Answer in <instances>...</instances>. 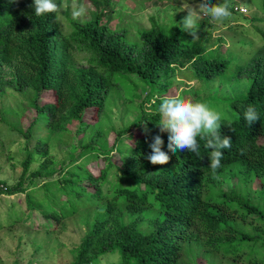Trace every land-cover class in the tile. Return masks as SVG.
<instances>
[{"label": "trees", "instance_id": "obj_1", "mask_svg": "<svg viewBox=\"0 0 264 264\" xmlns=\"http://www.w3.org/2000/svg\"><path fill=\"white\" fill-rule=\"evenodd\" d=\"M84 1L90 17L69 19L65 31L54 14L36 16L34 0H0V95H22L17 117L35 116L26 129L13 127L24 155L18 179L0 180L1 196L24 195L19 211L9 206L8 227L48 234L80 215L85 232L70 264H264V31L254 27L262 43L246 60L235 44L253 42L239 38L221 52V37L208 49L203 24L194 40L151 18L129 42L102 21L114 0ZM261 7L264 14V0ZM233 54L241 64L228 72ZM183 70V79L199 83L203 103L227 111L220 132L232 144L216 173L199 137V157L169 153L165 165L145 158L156 135L168 151L157 109ZM124 75L137 79L127 86ZM113 94L140 107L127 128L111 124ZM249 106L260 116L251 125L243 118Z\"/></svg>", "mask_w": 264, "mask_h": 264}, {"label": "rangeland", "instance_id": "obj_2", "mask_svg": "<svg viewBox=\"0 0 264 264\" xmlns=\"http://www.w3.org/2000/svg\"><path fill=\"white\" fill-rule=\"evenodd\" d=\"M199 0H189L190 4L195 5ZM216 4L225 2V0H210ZM232 6L234 4L243 6L247 13L242 15L232 12V15L224 20H208L205 19L199 24H203L205 38L208 41V49H214L217 38H224V42L220 44L221 52L239 40V38L253 42V47H240L235 44L234 50L241 55L242 59H248L254 54L262 43V35L259 30L264 31V14L262 12L261 0H227ZM74 3H84L88 9V14L79 21L87 20L92 12V7L88 1L84 0H63L62 14L59 16V23L63 30H69V19H74L72 10ZM187 4V0H185ZM112 7L106 12L103 23H107L112 29L125 31L126 39L133 42L138 40L137 32L140 28H149L151 18H155L156 22L163 23L167 28L179 27V22L187 15V11H181L180 0H114ZM252 19L253 23H250ZM258 19H263L258 23ZM198 24V25H199ZM201 29L198 27L197 32ZM136 34V36H135ZM190 38L193 36L190 34ZM239 56V55H238ZM233 54L231 60H236L229 67L228 72L235 71V68L241 64V59ZM185 71L183 70L178 76L176 83L172 86L166 96H174L178 99L192 100L193 102H203L206 95L198 92L200 85L197 81L183 79ZM121 77L120 75L118 76ZM122 82H127L129 86L132 81H136L134 75L122 76ZM181 81L185 84H182ZM133 89V87L131 88ZM144 87L140 88V93L145 94ZM138 91V93H139ZM126 92V91H125ZM223 93L230 94L228 90ZM223 93H220L222 95ZM210 95V94H208ZM123 94H113L109 103L111 115V124L118 130L127 128L138 119L140 107L134 101L132 106L137 108L132 110L122 98ZM26 106V100L22 95L15 92L10 93L8 90L5 94L0 95V180L6 184H13L18 179L21 172V161L24 158L21 152L22 137L16 129H26L35 117L34 113L29 111L24 113L23 119L16 115ZM144 109L150 110L149 105L144 104ZM210 109L220 113L227 112L226 109L210 107ZM150 112V111H149ZM19 123V124H18ZM37 134L41 133L35 131ZM110 142L113 138L112 133L109 134ZM57 159L63 158V151L58 147L51 150ZM24 195L17 194L12 196L0 195V264H70L72 260V251L80 243V239L85 232V227L81 222L80 215L68 218L63 224H60L53 233L46 234L42 231L29 229L30 227L22 224H15L8 227L14 219L9 211V206L13 210L19 211L24 205Z\"/></svg>", "mask_w": 264, "mask_h": 264}, {"label": "clouds", "instance_id": "obj_3", "mask_svg": "<svg viewBox=\"0 0 264 264\" xmlns=\"http://www.w3.org/2000/svg\"><path fill=\"white\" fill-rule=\"evenodd\" d=\"M16 2V0H12ZM181 11H187V15L179 22V27L182 31H187L193 36V39H198L197 29L198 24L205 20H224L232 15L231 5L225 2L213 4L210 0H199L195 5L190 4L187 0H180ZM36 16H44L54 14L59 17L62 14V5H59L55 0H34L32 5ZM234 7L243 8L244 13L234 10ZM234 12L246 15L247 10L235 4ZM88 9L84 3H74L72 16L74 19H83L87 16ZM160 116V121L157 123L161 133H167V149L164 151V140L160 135L152 138L149 143L150 153L146 155V159L152 165H165L169 162V153L188 151L200 156V144L197 137L203 140L204 147L210 150V164L213 173H216L221 167L223 158V149L231 147L232 140L229 136H222L221 115L220 113L210 109L203 102H193L187 99H178L174 96H166L161 99L157 109ZM244 120L251 125L260 118L257 110L253 106H249L244 113ZM145 135L148 134V129L145 125ZM243 154V153H242Z\"/></svg>", "mask_w": 264, "mask_h": 264}, {"label": "built area", "instance_id": "obj_4", "mask_svg": "<svg viewBox=\"0 0 264 264\" xmlns=\"http://www.w3.org/2000/svg\"><path fill=\"white\" fill-rule=\"evenodd\" d=\"M234 10L239 11L241 13L245 12V10L243 8H239V7H234Z\"/></svg>", "mask_w": 264, "mask_h": 264}]
</instances>
